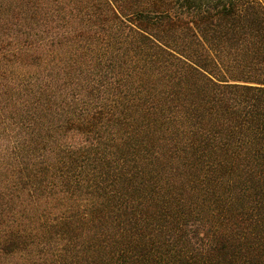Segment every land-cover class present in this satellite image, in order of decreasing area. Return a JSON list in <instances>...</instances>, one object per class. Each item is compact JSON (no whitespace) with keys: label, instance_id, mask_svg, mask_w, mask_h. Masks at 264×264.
<instances>
[{"label":"trees","instance_id":"obj_1","mask_svg":"<svg viewBox=\"0 0 264 264\" xmlns=\"http://www.w3.org/2000/svg\"><path fill=\"white\" fill-rule=\"evenodd\" d=\"M0 264H264V0H0Z\"/></svg>","mask_w":264,"mask_h":264}]
</instances>
